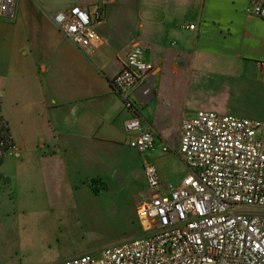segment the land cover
Masks as SVG:
<instances>
[{
  "label": "crops",
  "instance_id": "1",
  "mask_svg": "<svg viewBox=\"0 0 264 264\" xmlns=\"http://www.w3.org/2000/svg\"><path fill=\"white\" fill-rule=\"evenodd\" d=\"M256 1L264 7V0H74V8L92 10L100 5L104 15L95 29L100 43L92 55L85 56L49 19L63 9L49 12L42 0H15L13 17L0 18V123L16 149L3 154L0 168L10 153L24 181L31 172L75 175L81 181L91 177L99 182L90 188L96 193L106 189L107 173H128L131 161L125 150L132 149L133 134L124 130V122L130 113L111 89L110 80L134 47L153 66V93L138 110L154 128L155 142L167 140L171 113L177 108L186 113L175 88L178 78L192 75L197 67L216 66L222 78L236 83L229 100L213 106L217 113L260 117L264 18L249 12ZM25 115L33 127L40 125L38 147L46 152L33 155L21 150L29 145L9 123L14 116ZM185 119L190 118L180 121L179 134ZM92 165L98 172H90ZM0 178L8 182L4 172Z\"/></svg>",
  "mask_w": 264,
  "mask_h": 264
},
{
  "label": "built area",
  "instance_id": "2",
  "mask_svg": "<svg viewBox=\"0 0 264 264\" xmlns=\"http://www.w3.org/2000/svg\"><path fill=\"white\" fill-rule=\"evenodd\" d=\"M14 7L15 0H0V18H12ZM249 12L264 18L259 1ZM49 19L85 56L100 43V5L58 11ZM152 70L134 47L110 80L130 113L124 122L133 134L129 146L140 154L155 143L154 128L138 110L153 93ZM14 149L9 137H0V158ZM177 156L186 169L177 186L162 185L155 167L143 164L147 195L135 205L142 236L56 264H264V123L200 110L181 122Z\"/></svg>",
  "mask_w": 264,
  "mask_h": 264
},
{
  "label": "rangeland",
  "instance_id": "3",
  "mask_svg": "<svg viewBox=\"0 0 264 264\" xmlns=\"http://www.w3.org/2000/svg\"><path fill=\"white\" fill-rule=\"evenodd\" d=\"M42 2L49 12L74 8V0ZM252 77L250 73V79ZM235 84L222 78L220 69L212 65L197 67L192 75L178 78L175 90L185 103L186 113L179 112V108L171 113L165 129L167 140H156L150 152L138 154L129 148L125 150V156L131 161L128 173L125 170L123 174L107 173L104 176L106 189L98 193L90 189L99 183L90 180L91 177L81 181L75 175L35 176L31 172L30 179L24 181L16 172V159L6 154V161L0 168V174L4 172L8 178V182L0 178V264H48L84 254L96 256L103 248L142 236L135 205L147 195L144 160H149L148 163L156 168L161 183L177 185L186 174L177 157L180 121L200 110L219 112L213 106L226 101ZM261 110H258L261 116L255 119L264 123ZM9 126L29 145L21 150L33 155L46 152L38 147L40 125L33 127L29 116H14ZM90 172L98 171L92 165Z\"/></svg>",
  "mask_w": 264,
  "mask_h": 264
},
{
  "label": "trees",
  "instance_id": "4",
  "mask_svg": "<svg viewBox=\"0 0 264 264\" xmlns=\"http://www.w3.org/2000/svg\"><path fill=\"white\" fill-rule=\"evenodd\" d=\"M0 137H8L7 130L2 123H0Z\"/></svg>",
  "mask_w": 264,
  "mask_h": 264
}]
</instances>
